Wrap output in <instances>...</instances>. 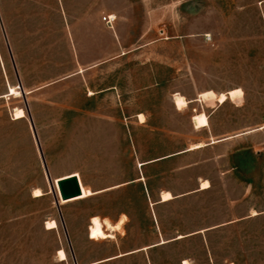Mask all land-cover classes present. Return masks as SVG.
Wrapping results in <instances>:
<instances>
[{
  "label": "rangeland",
  "instance_id": "374dc122",
  "mask_svg": "<svg viewBox=\"0 0 264 264\" xmlns=\"http://www.w3.org/2000/svg\"><path fill=\"white\" fill-rule=\"evenodd\" d=\"M177 95L204 103L178 109ZM213 107L220 134L263 130L178 167L239 146L258 156L238 174L228 156L179 174L158 168L163 155L202 147L195 129ZM195 108L206 114L192 124ZM72 175L83 195L61 200L57 182ZM198 177L213 190L156 205L160 190L190 192ZM159 215L164 239L225 226L107 263L158 243ZM93 217L123 223L89 239ZM183 260L264 264V0H0V264Z\"/></svg>",
  "mask_w": 264,
  "mask_h": 264
},
{
  "label": "crops",
  "instance_id": "0c3cea01",
  "mask_svg": "<svg viewBox=\"0 0 264 264\" xmlns=\"http://www.w3.org/2000/svg\"><path fill=\"white\" fill-rule=\"evenodd\" d=\"M141 53H143V52H140L139 54H141ZM229 101H231V100H229ZM188 102H189L188 107L192 104H195V103L202 104V105L204 103V102L199 100V97H197L195 100H192V101L188 100ZM226 103H224L223 105L217 104V107L220 108V107L224 106ZM188 107H186V108H188ZM211 109H212V111H211L212 115H207L208 119H209V125L207 127H204V128H196V129L194 128L195 131H198V132L204 134L202 141L196 143V144H202V147L197 148L196 150H190V148H187L184 151L179 152V153L163 155L154 161V163L156 164V166H158V168L163 166V165L175 166V168H173L171 170V173L172 174L173 173L179 174L180 171H183V170L191 171L192 169L196 168L199 165L206 164L209 162H215L216 160H221V159H224L225 157L228 156L229 162L235 163L233 168H235V170L238 174L239 171L241 169H243L242 165L244 162H246V160H249V159L253 160L256 158V156H258L259 151H256L255 149H253V146H250V148L247 146H241V147L239 146V148H236L235 150H233L229 155H223V154L217 155V154H215L214 157L203 159L202 161L195 162V163H188L184 167H178V164L180 161L189 159L190 157L194 156L198 152L214 151V149H217L219 146H222V145L226 144L227 142L232 141L233 139H239L241 137H244V136L250 135L252 133L258 132L260 130H263V129H261L262 128L261 127L258 129L250 130V132H237V133H232L229 135L220 134V132H217L212 127V117H214V114L217 111V109H216V107H213ZM193 112H194V115L192 116V124H193V117L196 115V113L199 114V113H202L204 111L201 112L195 108L193 110ZM244 166L247 167V165H244ZM205 181L209 183V188L203 189L202 183ZM238 181L240 184L247 185L249 188H252V190L254 189L253 180L249 181V180H245V179H238ZM193 186L195 188L194 190H192L190 192L182 193L180 195H176L175 192L169 187L163 188L162 190H160L159 198H158V201L156 202V205H158L160 207L162 205H164V206L169 205V204L174 203L175 201L180 200L181 198H186V197H190L193 195H197L198 193L211 192L214 188L212 181L206 177H198L197 181L193 182ZM167 192H169L172 195V199H170L168 201H163L162 196L164 193H167ZM251 192L252 191H249V194ZM247 193H248V189L245 191L244 197L247 195ZM151 205L155 206L153 203H151ZM256 213H257V215H254L255 217L260 215V213H258V212H256ZM252 216L253 215L251 214V216H247V218H252ZM119 221H117V222H119ZM116 223H114V224H116ZM157 223H158L159 230H160V232H159L160 239H158V241H159L158 243H156L155 245H145L142 248H138V249L129 251L125 255H122V254L117 255L115 257L110 258L107 263L121 259L124 256L127 257V256L137 255L140 253H145V251L152 250V249H155L157 247L163 248V246L170 245V244L177 243V242H181V240H183V239H186L189 237H194V236H199V234H203L206 232L213 231L217 227L225 226V224H219L216 227H213L210 229H201V230H198L197 232L177 235L176 237L171 238V239H164L167 236V233H166V231H165V229L161 223L160 215L157 218ZM184 261H187V260H183L181 264H183ZM105 263L106 262H99V263H95V264H105Z\"/></svg>",
  "mask_w": 264,
  "mask_h": 264
},
{
  "label": "bare ground",
  "instance_id": "6f19581e",
  "mask_svg": "<svg viewBox=\"0 0 264 264\" xmlns=\"http://www.w3.org/2000/svg\"><path fill=\"white\" fill-rule=\"evenodd\" d=\"M12 94L16 95L19 93L16 91V92H12L11 95ZM233 95H234V93H233ZM202 96H203L204 101H207L209 99H213L216 97L214 94H207V95H202ZM219 96L220 97L218 98V101L220 104H223L228 100L227 96H225L224 94H221ZM187 104H188V102L185 99V97H182L180 95L175 96L176 108L183 109L184 107L187 106ZM14 116H15L14 117L15 119L23 118L25 116V112L23 109H17ZM202 186H203V189L209 188V183L205 181L202 183ZM42 195H43L42 190L37 188L34 191V197L35 198L40 197ZM162 199H163V201H168V200L172 199V195L169 192H167L166 194L164 193ZM122 223H123V220L119 221L117 225H113V224H110L108 222H106L105 223L106 225H105L100 221V219L98 217H93V218H91V223H90L91 226L89 228V239H104V238L112 237V234H109V235L106 234L105 227L107 228V230L111 229L113 231L114 229H116L120 225H122ZM46 226H47L48 230H51V229H55V227L57 225H56V222L52 221V222H48ZM58 253H59V257L61 260L66 259V254L63 250H59ZM184 264H187V261H185Z\"/></svg>",
  "mask_w": 264,
  "mask_h": 264
},
{
  "label": "water",
  "instance_id": "95a60500",
  "mask_svg": "<svg viewBox=\"0 0 264 264\" xmlns=\"http://www.w3.org/2000/svg\"><path fill=\"white\" fill-rule=\"evenodd\" d=\"M19 88L22 90L21 83L19 84ZM22 93H24L23 90ZM57 186L58 189H60L59 192H60L61 200L68 201V200H72V198L80 197L83 195V190L81 189L79 177L77 175H72L60 179L57 182Z\"/></svg>",
  "mask_w": 264,
  "mask_h": 264
},
{
  "label": "built area",
  "instance_id": "2783aa9c",
  "mask_svg": "<svg viewBox=\"0 0 264 264\" xmlns=\"http://www.w3.org/2000/svg\"><path fill=\"white\" fill-rule=\"evenodd\" d=\"M104 21H105L106 25L112 26L113 23L116 21V18L114 15H108V16L104 17ZM207 41H210V37H207Z\"/></svg>",
  "mask_w": 264,
  "mask_h": 264
}]
</instances>
